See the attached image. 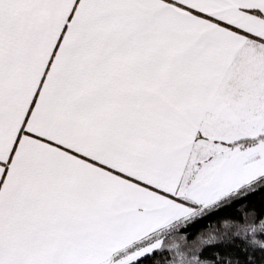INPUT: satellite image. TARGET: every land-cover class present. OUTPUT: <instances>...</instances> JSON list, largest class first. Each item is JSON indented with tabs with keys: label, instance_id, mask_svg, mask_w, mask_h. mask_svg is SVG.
I'll use <instances>...</instances> for the list:
<instances>
[{
	"label": "snow or ice",
	"instance_id": "obj_1",
	"mask_svg": "<svg viewBox=\"0 0 264 264\" xmlns=\"http://www.w3.org/2000/svg\"><path fill=\"white\" fill-rule=\"evenodd\" d=\"M0 264H264V0H0Z\"/></svg>",
	"mask_w": 264,
	"mask_h": 264
}]
</instances>
